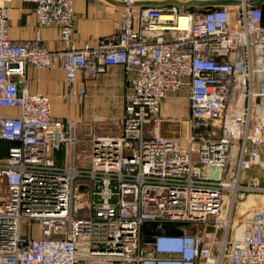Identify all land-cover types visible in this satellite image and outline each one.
<instances>
[{"label":"built area","instance_id":"built-area-1","mask_svg":"<svg viewBox=\"0 0 264 264\" xmlns=\"http://www.w3.org/2000/svg\"><path fill=\"white\" fill-rule=\"evenodd\" d=\"M16 1L34 4L38 25L58 28L64 49H48L39 34L11 40ZM111 1L118 32L79 48L74 0H0V142L9 144L0 159V264H264V203L236 208L264 197V0L199 12ZM112 65L132 75L125 111L117 135L89 140L54 120L49 96L25 80L28 67L61 70L67 99L84 95L73 90L78 73ZM183 90L187 135L165 136L163 125L179 120L163 117L162 104ZM26 222L34 225L24 233ZM150 223L180 233L159 228L144 240Z\"/></svg>","mask_w":264,"mask_h":264},{"label":"crops","instance_id":"crops-1","mask_svg":"<svg viewBox=\"0 0 264 264\" xmlns=\"http://www.w3.org/2000/svg\"><path fill=\"white\" fill-rule=\"evenodd\" d=\"M167 0H143V4L155 7ZM187 2L190 0H177ZM35 5L14 2L10 12L9 38L14 41H30L37 38L50 50H62L64 44L56 27H40L34 14ZM264 24V1L261 3ZM75 32L74 43L81 48L86 42L96 46L102 38L112 36L119 30L120 6L111 0H74ZM129 75L124 67L109 66L106 72L90 78L78 73L73 90H83L84 95H68L66 75L61 70H38L28 67L26 83L30 91L49 96L52 104V118L66 125L74 124L76 137L89 140L100 135H117L119 119L125 111V99L129 92ZM190 108L188 91L171 95L162 104V115L177 124L163 125L165 136L182 138L187 135L186 123ZM7 115H17L16 111H6ZM182 121L181 123H178ZM3 152L8 143L0 142ZM2 152V153H3ZM66 159V157H65ZM56 161L59 166L65 164Z\"/></svg>","mask_w":264,"mask_h":264},{"label":"rangeland","instance_id":"rangeland-1","mask_svg":"<svg viewBox=\"0 0 264 264\" xmlns=\"http://www.w3.org/2000/svg\"><path fill=\"white\" fill-rule=\"evenodd\" d=\"M191 12H197V9H193V10H191ZM3 150H4L3 146H0V159L4 158L6 156V152L7 151L4 153ZM65 156H66V148L64 147L60 152L57 153L58 161L60 163L66 164ZM256 203H257V206H259L262 203H264V197H253L252 196L250 198H247L246 201L238 203L236 208H237L238 213H244L245 214L249 210L254 209L256 207ZM239 217H241V216L239 215ZM239 217H238V214H235V220L236 221L239 219ZM33 225L34 224L31 223V222L24 223L23 226H22L24 233H27L29 231V228L32 227ZM146 225L147 224H145L143 226L142 232H143V235H144V240H149V239H151L153 237V236L150 235L149 231L150 232L152 231L153 234H154L156 232V230L161 228V227H159L161 225H158V224H155V223H154V225H151V226L150 225L146 226ZM146 228H151V229H146ZM189 231H191V230H189Z\"/></svg>","mask_w":264,"mask_h":264},{"label":"water","instance_id":"water-1","mask_svg":"<svg viewBox=\"0 0 264 264\" xmlns=\"http://www.w3.org/2000/svg\"><path fill=\"white\" fill-rule=\"evenodd\" d=\"M235 2L233 0H190L187 2H180L177 0H167L163 5H172L180 7L182 9L199 7V8H208V7H221V6H230Z\"/></svg>","mask_w":264,"mask_h":264},{"label":"trees","instance_id":"trees-1","mask_svg":"<svg viewBox=\"0 0 264 264\" xmlns=\"http://www.w3.org/2000/svg\"><path fill=\"white\" fill-rule=\"evenodd\" d=\"M193 9H197V12L202 11V8H199V7L187 8L186 11L191 12V10H193ZM147 225L151 226V225H154V224L150 223V224H147ZM146 229H151V228H146ZM161 231L166 232L168 234H179L180 233L178 226L176 224H172V223H164V224H162L161 225ZM149 233H150L151 236H153L155 234V233L153 234L152 231L151 232L149 231Z\"/></svg>","mask_w":264,"mask_h":264},{"label":"bare ground","instance_id":"bare-ground-1","mask_svg":"<svg viewBox=\"0 0 264 264\" xmlns=\"http://www.w3.org/2000/svg\"><path fill=\"white\" fill-rule=\"evenodd\" d=\"M172 16L171 15H163L161 20H172Z\"/></svg>","mask_w":264,"mask_h":264}]
</instances>
